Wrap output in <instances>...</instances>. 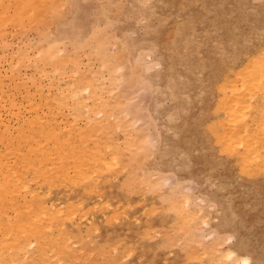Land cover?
Masks as SVG:
<instances>
[{"label": "rangeland", "instance_id": "1", "mask_svg": "<svg viewBox=\"0 0 264 264\" xmlns=\"http://www.w3.org/2000/svg\"><path fill=\"white\" fill-rule=\"evenodd\" d=\"M5 3L11 5V19L22 20L23 12L30 13L26 0L17 5L20 13L13 0ZM33 5L39 12L35 22L26 14L29 21L25 18L0 31L1 63L6 61L0 64V86L18 98L9 96L19 100L16 108L26 100L25 91L29 100L41 105V94L43 90L48 94L52 78L66 82L60 81L63 88L59 79L53 83L58 82L57 87L49 86L51 93L59 95L66 94L77 79L103 75L115 77L109 76L114 85L105 86L108 91L114 88L107 95L114 97L115 107L112 110L114 103L106 101L103 87L105 98H99L103 107L98 104L102 112L89 115V120L71 107L61 108L56 93L55 104V99L48 101L44 95V115L38 112L49 124L44 133L27 125L25 120L33 118L29 116L33 111L26 102L27 113L23 107L18 109L24 117L18 116L16 108H7L8 113L2 110L10 126L0 125V160L3 151L28 159L38 178L31 192L39 182L50 192L45 197L43 191H36L28 198L14 185L5 188L1 220L8 218L16 228L8 237L4 229L0 232L5 243L0 250L8 251L0 253V260L50 264L49 250H54L60 264H264V166L247 159L249 153L264 154V94L252 96L242 83L246 72L264 63V0H33ZM75 12L80 15L77 26ZM78 26L82 30L76 31ZM42 45L56 49L57 56L63 46L68 47L64 57L80 52L73 64L81 70L89 68L88 74L94 75L86 77L82 70L83 79L74 77V83L72 75L78 74L69 63L75 71L68 73L71 78L51 66L46 67L55 72L49 73L51 79L40 74L39 58L51 54L46 48L42 55L35 52ZM153 50L168 60L169 69L162 77L160 66L152 65ZM58 57L54 59H65ZM17 59H23L24 65L13 72L9 62L15 64ZM104 70H113L114 75ZM40 76L46 77L42 79L47 85ZM99 78L100 85L103 81L110 85ZM89 81L84 84H95ZM237 88L242 108H250L244 115L239 110L232 113L233 105H238L234 102ZM92 100L87 102L91 105ZM91 107L86 108L90 114ZM53 117V123L72 132L75 141H58ZM233 133L250 147L238 148ZM103 135L107 140L110 135L116 138L112 140L120 145L115 146L117 157L122 158V152L131 154L115 163L106 154L105 165H100L94 147ZM131 139L136 141L128 144ZM101 140L106 144V139ZM111 141L106 145L110 155ZM131 142L142 145L138 152L131 150ZM42 146L48 156L52 150L60 152L63 164L55 167L60 180L45 175ZM59 205L65 210L62 218L55 215ZM44 214L51 219L52 229L39 225L44 224L39 219Z\"/></svg>", "mask_w": 264, "mask_h": 264}, {"label": "bare ground", "instance_id": "2", "mask_svg": "<svg viewBox=\"0 0 264 264\" xmlns=\"http://www.w3.org/2000/svg\"><path fill=\"white\" fill-rule=\"evenodd\" d=\"M27 2H29L28 3V5L30 6V13H27V12H23V16L24 15H26V14H29V16L31 15V17H29V20H30V22H35L36 21V18H39L38 16V14H39V12H38V10L34 7V5H33V0H26ZM8 3V2H7ZM13 4L14 5H16V10H19L17 7L18 6H20V4H21V0H13ZM10 5V4H9ZM9 5H7L6 3H5V0H0V31L1 30H3L8 24L9 25H11L12 23L13 24H15V23H17V22H20V21H22V20H25V18H27L28 17V15H26V16H22V20H21V18L19 17L18 18V16L16 17V20L14 19V18H9L8 17V15H9V12H10V9H9ZM18 5V6H17ZM11 6V5H10ZM159 7V6H158ZM76 8V7H75ZM202 9V8H201ZM21 11L19 10V13H20ZM17 14V13H16ZM31 18H32V20H31ZM28 20V18H27V21H29ZM80 20V15H79V13L77 12H75L74 13V17H73V22H74V24H75V26H77L78 25V21ZM36 24V23H35ZM8 25V26H9ZM15 27V26H14ZM85 27V26H84ZM53 28H54V26H53ZM80 30H82V28H81V26H78V27H76V31H80ZM43 46V45H42ZM46 45H44L43 46V48L41 47V48H39L40 49V51L38 50V48H35V52L37 51V53H41V55L42 54H44V49L46 48L45 47ZM64 47V50L66 51V50H68V47H65V46H63ZM43 49V50H42ZM47 49V51H49V52H51V57H50V55H49V58L46 56V58L43 56V57H41V58H39V62H40V74H46L47 75V78H50V74L49 73H51L52 75L51 76H53V75H55L54 73L55 72H60L62 75H66L68 78H71V76L70 75H72L71 73H75V71H73V69L74 70H76L77 71V74H78V76H76V74H75V76L74 75H72L73 76V80H74V83H75V80L77 79V78H74V77H80L81 79H83V77H81V75H80V72L83 70H81V68H80V66H77L76 64H73V63H76V62H78L79 61V59H78V57H79V54L78 53H80V52H76V53H72V54H74V55H69V57H70V59H71V61H69V60H65L66 59V57L69 59V57H68V55L67 56H62V54H65V52L63 53V49H62V54H60V55H58V56H60V58L57 56V54L55 55V51H56V49H53L52 47H47L46 48ZM42 50V51H41ZM46 51V50H45ZM61 51V49H60V47H57V52H60ZM69 51H70V49H69ZM20 51H18V53H19ZM34 52V53H35ZM21 53V52H20ZM39 53V54H40ZM61 53V52H60ZM84 53V52H83ZM86 53V52H85ZM84 53V54H85ZM52 54H54L53 55V57H52ZM77 54V55H76ZM87 54H89V53H87ZM152 55H153V57H154V61L152 62V65H158V66H160V73H159V76H164L166 73H167V71H168V69H169V63H168V60L166 59V58H160L158 55H155V50H153V52L151 53ZM5 54H2V56L3 57H5L4 56ZM8 55V54H7ZM21 55V54H20ZM35 56L37 55V54H34ZM76 55V56H75ZM71 56L72 57H75V58H77L78 60L76 61L75 60V58H71ZM78 56V57H77ZM8 56H6L5 57V59H7L8 60V58H7ZM54 57H58V59H61V57H62V59L63 58H65V59H63V60H59V61H57L56 60V58L54 59ZM152 57V58H153ZM10 59L12 58V57H9ZM13 58H17V57H13ZM21 58H23V57H21ZM27 58H28V60L27 61H31V56L30 55H28L27 56ZM54 59V60H52V59ZM1 59H3L2 57H0V64H2V65H4L5 64V59L3 60V62H4V64L3 63H1L2 61H1ZM25 59V58H24ZM81 59V58H80ZM119 59V58H118ZM12 60V59H11ZM10 61V60H9ZM12 61H16V59L15 60H12ZM12 61L11 62H9V63H11L9 66L11 67L10 68V70H12L13 72H14V68L16 67L17 69L18 68H20V67H22L23 65H24V63L22 62L23 61V59H17V62H15V64L14 63H12ZM67 61H69V62H67ZM113 61V60H112ZM111 61V62H112ZM64 62L66 63L65 65H66V67L67 68H63V64H64ZM107 62H109V61H107ZM69 63V64H68ZM114 61L112 62V63H110V65H113L114 66ZM256 63V62H255ZM6 64H8V63H6ZM61 64V65H60ZM70 65V64H72V68L70 69V67L68 66V65ZM259 64V63H258ZM264 63H260L259 65H257V66H255V68H253L252 69V72H251V70H250V72L249 73H245L244 75H243V77H242V83L244 84V86H245V88L247 89V90H250L251 91V93H252V96L256 93V92H262L263 94H264V65H263ZM2 65H0V67L2 66ZM254 65L255 64H253V67H254ZM48 66H51V68L55 71V72H50L49 71V69L48 70H46V67H48ZM3 67V66H2ZM65 67V66H64ZM78 67V70L76 69ZM157 67V66H156ZM48 68H50V67H48ZM154 69V68H153ZM1 70V69H0ZM44 70H46V71H49L48 73L46 72V71H44ZM80 70V71H79ZM84 70H86V72L87 73H85L86 75V77H87V74L90 72V69L89 68H87V69H85V67H84ZM83 70V71H84ZM87 70H89V71H87ZM102 70V69H101ZM101 70H99V71H101ZM63 71V72H62ZM73 71V72H72ZM105 72L107 71V70H104ZM111 72H109V70H108V73L109 74H113L114 75V72H113V70H110ZM248 71V70H247ZM1 72V71H0ZM44 72H46V73H44ZM64 73V74H63ZM68 73H70V75L68 76ZM84 73V72H83ZM107 72L105 73V74H108ZM59 74V73H58ZM48 75H49V77H48ZM80 75V76H79ZM88 75H90V76H92V75H94L93 74V72L92 73H90V74H88ZM45 76V75H44ZM60 77H61V75H59ZM66 76H65V78H66ZM83 76H84V74H83ZM110 76V75H109ZM108 76V78H105L104 77V75H103V77L101 76H98V77H96L95 79L93 78V77H87L88 79H86L85 77H84V81L83 80H78L77 79V81H76V84H74V85H71V84H69L68 82H67V85L69 84V85H71V87L69 86V88L67 87V89H68V92L65 94V93H63L61 90L59 91V92H62V93H59V95L60 94H62V96L60 95H58V92L56 91V92H54V94L56 93L57 95H58V97H60V100H58V101H60V103L58 104L61 108H63L64 110H65V107L66 108H68V107H71L72 109H73V111L76 113V114H80L82 117H86L88 120L89 119H91V117L89 118L88 116L89 115H95V113H96V111H99V112H102L101 111V107H103L102 105H101V102L99 101V98H101L102 99V97H104L105 98V96H103V94L101 93V92H103V90L100 88V87H103L104 88V90H105V86L106 87H111V85L113 84L114 85V80H115V77H111V78H113V79H111L110 77ZM41 77V79L40 80H42L43 82H44V80H45V78H43L42 76H40ZM63 77V76H62ZM61 77V78H62ZM101 79H100V78ZM44 80H43V79ZM64 77L62 78V79H65ZM90 78V79H89ZM98 78L100 79V80H102V78H104L105 79V82L106 81H108L109 83H110V85L108 84V85H104L105 83H104V81L102 82V84L100 85V81L98 80ZM51 79V78H50ZM49 79V80H50ZM56 79H57V76H56ZM59 79V78H58ZM58 79L57 80H53V78L51 79V81H53L52 82V84L51 83H48L49 85L46 87L47 88V91H49L48 92V94H53V93H51V91L50 90H48L49 89V86L51 85H53V83H55L54 81H58ZM67 79V78H66ZM65 79V80H66ZM94 80L95 81V84H89V85H85V84H87V82H86V80L90 83V81L89 80ZM182 79V78H181ZM47 80V79H46ZM48 81V80H47ZM60 81L61 82H63L64 83V81L63 80H61V79H59V83H60ZM94 81L92 82L91 81V83H94ZM41 82V81H40ZM42 82V83H43ZM58 82H56V84H54V85H56L55 87H57L58 86ZM98 82H99V85H98ZM111 82H112V84H111ZM73 83V82H72ZM85 83V84H84ZM44 84H46L47 85V82H44L43 83V86H44ZM61 84V83H60ZM65 85H66V82L64 83ZM63 84V85H64ZM45 85V86H46ZM54 85L52 86V87H54ZM60 86V85H59ZM73 86V87H72ZM61 87H62V84H61ZM113 87V86H112ZM63 88V87H62ZM66 88V86H64V89ZM51 89V88H50ZM57 89V88H56ZM63 89V90H64ZM66 89V90H67ZM108 89V88H107ZM114 89V88H113ZM113 89L112 88H109V91L108 90H105V93H104V95L106 94V96H107V99H106V101H112V103H114L113 105H111L110 107H112L111 109L113 110V106L115 107V101L113 102V96L111 97V96H109L111 93L113 94ZM52 90H54V88H52ZM58 90V89H57ZM65 90V91H66ZM111 90V91H110ZM237 91H236V96L238 97L234 102L235 103H237L238 102V105H233V107H232V113L235 115L236 114V112H237V110H239L240 111V113L239 114H242V115H244V113H245V111L246 110H249L250 108H248V107H245V108H242V107H244L243 106V98H242V94H240L239 93V90H238V88L236 89ZM106 92H108V93H106ZM109 92H110V94H109ZM243 92V91H242ZM44 93H47V92H45L44 90H43V92H42V96H41V98H40V101H41V99L44 101V95L46 96V97H48V101H50L49 99H55L53 102H54V104L56 103V102H58L57 100H56V98H55V95L53 96H51V95H46V94H44ZM9 94V93H8ZM7 93H6V91L5 90H3V87L2 86H0V113H3L2 112V110H4L5 112H7V108H10L9 110L10 111H12V110H15V108H16V103L18 104V102L17 101H19V100H15V99H11V97H13L14 95L13 94H10L11 95V97H9L10 95H8ZM107 94H109V95H107ZM243 94H244V92H243ZM13 95V96H12ZM56 95V96H57ZM99 95H102V96H99ZM25 96H27V97H25ZM25 98H26V100L25 101H23V103H22V101H20V103L22 104V106L20 105V106H18L19 108L20 107H23V109L25 108L26 109V113L28 112L27 110L29 109V106H30V109H31V111H33L34 112V116L32 115V113L31 112H29V116L31 115V117H33V118H26V123H27V125L28 126H31V127H33V128H35V129H37L38 131H41V132H48L49 130H50V128H48V126H49V124H47V123H45L44 122V116H41V117H43V119L40 117V114L38 113L39 112V110L40 111H42V113H43V115H44V105L45 104H43L44 102L43 101H41V105L39 104V102H38V104H39V106L37 105V103H35L34 104V102H32L31 100H29V96H28V94H27V92L25 91ZM52 98H51V97ZM57 97V99H59ZM62 97V98H61ZM63 97H64V99H63ZM173 97V96H172ZM185 97V96H184ZM13 98H16V97H13ZM89 98L90 99H93L92 101V104L90 105V103H88L87 101H89ZM96 98H97V100L98 101H96ZM7 99H9L8 101H10V104H8V103H6L7 101ZM16 99H18V98H16ZM47 99V98H46ZM100 99V100H101ZM64 100V101H63ZM115 100V99H114ZM56 101V102H55ZM63 101V103H61ZM102 101H103V99H102ZM105 101V100H104ZM110 101V102H111ZM24 102H26L27 103V106H28V109L26 108V106H24L23 104H24ZM90 102V101H89ZM264 102V101H263ZM52 103V102H51ZM111 103V104H112ZM5 104H8L9 106H7V107H5L6 105ZM42 104H43V106H42ZM61 104V105H60ZM95 104V105H94ZM97 104V105H96ZM101 106V107H99V105ZM264 104V103H263ZM89 105H90V107H91V109H89V110H92V114H90L91 112H88V110L86 111V108H90L89 107ZM106 106H107V103L105 104V108H106ZM119 106V105H118ZM38 107H40V109L38 108ZM56 107H58V106H56ZM19 108H16V110L18 111V109ZM47 108V107H46ZM101 108V109H100ZM6 109V110H5ZM21 109V108H20ZM24 109V110H25ZM116 109V108H115ZM23 110V111H24ZM106 110H108L107 108H106ZM21 111V110H20ZM20 111H18V116L19 115H21V117H24L25 115H23L22 114V111L20 112ZM30 111V110H29ZM44 111V112H43ZM72 111V110H71ZM117 111V110H116ZM119 111V110H118ZM117 111V112H118ZM4 112V113H5ZM25 112V111H24ZM23 112V113H24ZM8 113V112H7ZM26 113H24V114H26ZM113 113V112H112ZM114 113H116V112H114ZM10 114V113H9ZM9 114H7L6 116H8ZM12 114V113H11ZM10 114V115H11ZM13 114H14V112H13ZM12 114V117H16V115H13ZM15 114H17V113H15ZM37 115V116H36ZM27 116V115H26ZM36 116V117H35ZM17 118V117H16ZM86 118H85V120H86ZM4 118H2V114H0V125H1V128H5L7 125V127H9L10 125H9V121H7V120H3ZM13 119V118H12ZM18 119H20L19 117L17 118V121L19 122L20 120H18ZM9 120H11V118L9 119ZM54 120H55V117H53V121H51V125H52V127H54V129L56 130V134L58 135V141L59 142H61V141H75V140H73L71 137H70V135H71V133H69V132H65V131H62L57 125H55L53 122H54ZM4 121H6V122H8V124H6ZM16 121V120H15ZM16 121V122H17ZM12 122V121H11ZM17 122V123H18ZM56 126V127H55ZM12 127V126H11ZM14 129V128H13ZM111 130H113L112 128H110L108 131H111ZM113 133V132H112ZM73 134H76V132H73ZM89 135V136H88ZM87 135V137H89V138H93V136L89 133ZM115 136V135H114ZM110 137H111V135H110ZM110 137H109V142L114 138H112L111 137V140H110ZM231 137H232V140L235 142V145L238 147V148H240V146L241 147H250V145H244L243 143H241L242 142V139H240V140H238L237 139V135L236 134H232L231 135ZM247 135H246V139H247ZM1 138H2V135H0V141H1ZM100 139H98V141H97V143H96V145H95V149H97L98 150V152H99V156H98V159H99V164L100 165H105V163H106V161H107V156L111 159V161H112V158H113V161H114V163H115V159H118L119 157H117V153H119V152H117L116 153V151H118L117 150V147L119 146L120 147V145H116V144H118L116 141H114V140H112L111 141V143H113L111 146L113 147V149H111L110 151H111V155H110V152H109V150L107 151V148H109V147H106V145H108V140H107V135H103V136H101V137H99ZM101 139H106L105 140V142H106V144L104 143V141H102ZM114 139H116V138H114ZM130 141H136V140H134V139H131V140H129L128 141V144H130ZM158 141V140H157ZM81 142H83V141H81ZM116 142V143H115ZM137 142H139V140H137ZM260 142H262V139L260 140ZM110 143V144H111ZM132 143V142H131ZM136 145H135V144ZM109 144V145H110ZM132 144H134L133 146H132ZM131 144V147H133L134 149H131V150H137V152L140 150V148L142 147V145L140 144L139 146H138V144L136 143V142H133ZM70 146H73V144H70ZM115 146H117V147H115ZM118 147V148H119ZM130 147V148H131ZM263 148H264V145L262 146ZM22 150H24V146H22ZM45 149H44V146H42L41 147V153H40V156H41V158H42V160H43V163H42V166H43V170H44V173H45V175H47L48 176V178H50L51 180H53V179H57V180H60L61 178H60V175L55 171V167L57 166V165H59V164H63V162L61 161V155H60V152L58 151V149H55V150H52V156H48V152H46V150L44 151ZM116 150V151H115ZM120 150H121V148H120ZM119 150V151H120ZM136 150H135V152H136ZM113 151V152H112ZM122 151V150H121ZM133 151H131L132 152V154L134 153ZM108 152V153H107ZM114 152L116 153V154H114ZM127 152H128V150H127ZM122 153H124L125 155H127V154H131V153H125V152H122ZM106 154H107V156H106ZM120 154V153H119ZM123 154V155H124ZM122 154H121V156H122V158L124 159V157H125V155L123 156ZM118 156H120V155H118ZM114 157H116V158H114ZM121 158V157H120ZM119 158V159H120ZM121 158V159H122ZM247 159L249 160V161H251V162H254L256 165H258V166H264V154L263 153H255V154H247ZM108 161H110V160H108ZM112 161V162H113ZM120 160H117V162H119ZM29 161H28V159H25V158H23V157H21L20 155H18V156H14V154L13 153H10V152H8V151H3V158L0 160V204H1V199H2V194H3V192H4V190H5V188H7L9 185H14V186H16L20 191L21 190H23V191H26L27 193H26V197H28V198H33V196H35L36 195V193L38 192H44V196L45 197H47V196H49V192H50V190H46L45 188H44V184H42L41 182H39V185H38V187H37V189L34 191V192H31V188H32V186H31V184L34 182V181H36V179H38L37 178V176L35 175V173L30 169V167H29ZM37 191V192H36ZM6 203H8V204H11L12 203V200H8ZM13 204H15L14 202H13ZM59 207H60V209H58V211H57V213L55 214L57 217H63V214L65 213V210H64V208L63 207H61L60 205H59ZM32 207H29L28 209H26V211H29L30 209H31ZM0 212H1V209H0ZM198 212H196V214H197ZM40 218L39 219H42L43 220V223L44 224H41V223H39V225L40 226H44V230H48V229H52L53 228V225L51 224V219H47V216L44 214V216H39ZM1 218H3V216L1 215V213H0V232L4 229V232L6 231V235H5V237H8V236H10V235H12L13 233H15V228H16V226H15V224L11 221V220H9L8 218H7V220H1ZM4 238H0V246L3 248L4 247ZM1 252H3L4 254H8V251H5L4 249H3V251H1L0 250V253ZM39 253V252H38ZM49 253L51 254L50 255V259H49V263L50 264H60L61 262H62V260L59 258V254L56 252V251H51V250H49ZM235 255V254H234ZM12 256H13V254H12ZM236 256V255H235ZM247 256V255H246ZM236 258H237V256H236ZM24 259L26 260V261H28L29 259H30V252L29 253H27L26 254V256L24 257ZM244 261H249L247 258H245V259H243ZM20 261H22V259H20V260H13V263L12 264H19V262ZM0 264H5L4 262H2L1 260H0ZM27 264H31V263H27ZM34 264H41V263H34Z\"/></svg>", "mask_w": 264, "mask_h": 264}]
</instances>
